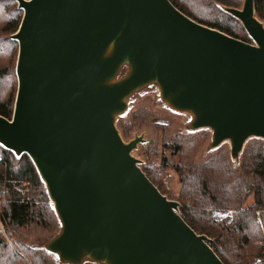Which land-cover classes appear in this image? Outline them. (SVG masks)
<instances>
[{"label": "water", "instance_id": "water-1", "mask_svg": "<svg viewBox=\"0 0 264 264\" xmlns=\"http://www.w3.org/2000/svg\"><path fill=\"white\" fill-rule=\"evenodd\" d=\"M18 91L0 144L28 154L61 223L46 249L65 264H226L149 179L117 117L157 84L212 130L211 147L264 139V23L255 0L227 8L253 43L192 19L170 0H17ZM128 73L118 78L121 69Z\"/></svg>", "mask_w": 264, "mask_h": 264}, {"label": "trees", "instance_id": "trees-1", "mask_svg": "<svg viewBox=\"0 0 264 264\" xmlns=\"http://www.w3.org/2000/svg\"><path fill=\"white\" fill-rule=\"evenodd\" d=\"M170 1L197 22L246 42L252 39L240 19L227 11L241 9L244 0ZM23 15L17 0H0V114L9 119L18 91L19 43L12 35ZM255 15L264 23V0H255ZM135 114L131 121L117 122L125 141L136 126ZM157 125L163 165L186 155L175 164L181 181L176 198L181 216L197 233L211 238L212 248L226 264H256L255 259L264 253V139L255 138L237 159L224 145L196 161V152L208 141L206 130L189 136ZM155 149L153 145L149 151ZM238 161L240 167L235 169L233 163ZM141 167L163 194H169L161 165L152 161ZM29 228L57 234L61 223L31 157L18 156L0 144V264H65L55 262L45 245L29 243L32 233L21 232Z\"/></svg>", "mask_w": 264, "mask_h": 264}, {"label": "rangeland", "instance_id": "rangeland-1", "mask_svg": "<svg viewBox=\"0 0 264 264\" xmlns=\"http://www.w3.org/2000/svg\"><path fill=\"white\" fill-rule=\"evenodd\" d=\"M250 43H253V39L249 40ZM128 73V67L124 66L117 79L126 76ZM129 106L128 110L117 117V122L120 120L131 121L133 119L132 114L138 116V120L135 128L131 132V137L126 139V141H130L135 136H143L145 141L138 144L137 149L133 151V155L141 160V164L148 162L151 163L155 161L158 165H161L162 171H164L162 179L164 183L167 185L169 194H165L169 199L178 201L177 193L181 187V181L179 174L175 171V164L180 162L181 159H184V156H176V159H173V164L169 162L163 165V159L160 156L163 151L161 147V141L159 140L160 136V128L157 124L169 126L172 132H179L181 134H188L189 136H194L195 133L200 132L202 130H206L209 133L207 144L205 143L203 147L196 152L194 159L196 161H202L208 158L211 154H214L220 146H226L229 148L231 152V143L230 141L223 142L219 147H211L212 141V130L208 128L203 129H192L190 123L192 121V115L188 112H182L171 108L167 102L162 99L160 88L157 84H149L134 93L128 100ZM257 137L250 138L244 147L247 144L254 141ZM156 148L158 153H155L156 149L153 152L149 151L150 146ZM245 149V148H244ZM243 149V150H244ZM243 152V151H242ZM241 152V153H242ZM241 161L233 163V167L238 169ZM23 234H31V238L28 239V242L31 244L37 245H46L56 234L55 231L48 232L46 230H42L40 228H29L27 230H21ZM51 258L57 262L58 256L54 253H49ZM83 264H100L93 262L91 260H86Z\"/></svg>", "mask_w": 264, "mask_h": 264}, {"label": "built area", "instance_id": "built-area-1", "mask_svg": "<svg viewBox=\"0 0 264 264\" xmlns=\"http://www.w3.org/2000/svg\"><path fill=\"white\" fill-rule=\"evenodd\" d=\"M256 264H264V253L255 259Z\"/></svg>", "mask_w": 264, "mask_h": 264}]
</instances>
